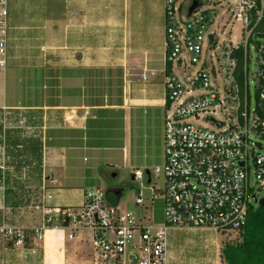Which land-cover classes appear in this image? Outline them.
Masks as SVG:
<instances>
[{
	"label": "crops",
	"instance_id": "1",
	"mask_svg": "<svg viewBox=\"0 0 264 264\" xmlns=\"http://www.w3.org/2000/svg\"><path fill=\"white\" fill-rule=\"evenodd\" d=\"M8 11L0 264H99L87 228L49 227L41 240L32 232L44 224L46 207L79 208L85 190L101 187L108 175L101 154L114 137L128 161L133 147L149 146L153 117L163 113L165 123V0H8ZM8 67L24 96H7ZM2 226L24 229V245L4 238ZM223 242L213 255L175 258L168 237L167 264H226Z\"/></svg>",
	"mask_w": 264,
	"mask_h": 264
},
{
	"label": "built area",
	"instance_id": "2",
	"mask_svg": "<svg viewBox=\"0 0 264 264\" xmlns=\"http://www.w3.org/2000/svg\"><path fill=\"white\" fill-rule=\"evenodd\" d=\"M197 1L189 15L193 0H165L170 66L164 164L156 168L165 182L163 221H154L155 197L142 189L129 206L94 187L85 190L79 208L46 207L34 238L41 240L49 227L87 228L99 264H167L171 228L229 232L246 225L253 196L262 198L254 189H264V0ZM8 19V0H0L1 67ZM132 177L143 180V170L135 168ZM1 232L16 245L27 237L17 227L2 226Z\"/></svg>",
	"mask_w": 264,
	"mask_h": 264
},
{
	"label": "rangeland",
	"instance_id": "3",
	"mask_svg": "<svg viewBox=\"0 0 264 264\" xmlns=\"http://www.w3.org/2000/svg\"><path fill=\"white\" fill-rule=\"evenodd\" d=\"M189 1V0H186ZM239 25L235 31L236 39H239ZM252 58L250 63V71L254 70V51L251 52ZM9 68V67H8ZM174 70L179 71V68L174 67ZM17 77L9 68L6 71L7 79V96L9 98H15L24 96L26 90L18 88L16 85ZM37 74V79H39ZM18 88V90H17ZM35 91L32 92V94ZM35 98H40L37 95ZM35 100V99H34ZM39 100V99H38ZM164 112V110H163ZM158 116V115H157ZM154 119V132L152 139L148 147H133V151L130 153L129 160L125 161L123 155V149L119 146L120 136H116L109 142L108 149L102 152L101 156L104 160L100 161L102 168L108 171L106 178L102 180L101 187L104 189L108 188H122L124 193L121 197L122 202L131 206V202L134 199L137 190L142 189L145 197H155L154 203L150 209L154 214L155 222L163 221L164 212V200L162 198V192L164 190V177L162 173L156 172V168L163 167L164 164V152H163V130H164V114L160 118ZM156 125V127H155ZM112 134V133H111ZM146 137H150V133L146 134ZM141 145L140 143H138ZM90 156V155H89ZM88 156V157H89ZM90 162H94L93 158L90 157ZM106 158V159H105ZM110 164V165H109ZM138 167L144 172L143 180H133L132 172ZM146 170L151 172V183H148V176ZM255 181L254 174H250V184L253 185ZM84 187H92L90 184H83ZM254 192L258 194L259 197L264 196V189L257 190ZM110 197L116 200L117 195L114 192H109ZM257 206L258 204H253ZM169 237V250L170 255L175 258H198L204 257L211 253L215 254V244L216 242L221 244L226 240H239L240 231H229V232H215L209 235L206 232L198 231H187V230H176L172 229L168 232ZM93 247V246H92Z\"/></svg>",
	"mask_w": 264,
	"mask_h": 264
},
{
	"label": "trees",
	"instance_id": "4",
	"mask_svg": "<svg viewBox=\"0 0 264 264\" xmlns=\"http://www.w3.org/2000/svg\"><path fill=\"white\" fill-rule=\"evenodd\" d=\"M170 66V63L167 67ZM239 240H226L221 257L226 264H264V205L250 206Z\"/></svg>",
	"mask_w": 264,
	"mask_h": 264
},
{
	"label": "water",
	"instance_id": "5",
	"mask_svg": "<svg viewBox=\"0 0 264 264\" xmlns=\"http://www.w3.org/2000/svg\"><path fill=\"white\" fill-rule=\"evenodd\" d=\"M199 6V2L197 0H193L191 6L188 9V14L190 15L195 9L199 8ZM146 174L148 176L149 171H146ZM107 192H114L117 195L118 200H120L124 193V190L122 188H108ZM253 202L258 205H264V196L260 199H257V197L253 196Z\"/></svg>",
	"mask_w": 264,
	"mask_h": 264
}]
</instances>
